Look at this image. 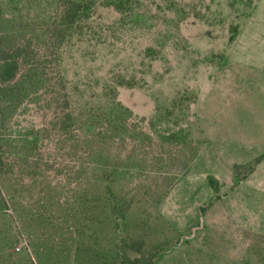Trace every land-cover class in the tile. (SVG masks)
I'll return each mask as SVG.
<instances>
[{
	"label": "rangeland",
	"instance_id": "obj_1",
	"mask_svg": "<svg viewBox=\"0 0 264 264\" xmlns=\"http://www.w3.org/2000/svg\"><path fill=\"white\" fill-rule=\"evenodd\" d=\"M63 1L0 0V45L56 43L75 112L120 104L132 135L76 143L70 99L55 119L25 98L15 121L49 126L55 148L0 179V264H264V0H98L65 39Z\"/></svg>",
	"mask_w": 264,
	"mask_h": 264
},
{
	"label": "trees",
	"instance_id": "obj_2",
	"mask_svg": "<svg viewBox=\"0 0 264 264\" xmlns=\"http://www.w3.org/2000/svg\"><path fill=\"white\" fill-rule=\"evenodd\" d=\"M108 1L120 12H125L131 3V0ZM97 2L98 0H64L58 6L55 15L51 17L54 30L59 32L63 39L68 36L71 38L77 32L84 33ZM21 47L16 48L11 44L0 45V179L7 170L19 165L20 162H23L21 170H25L27 167L31 169L41 167V164L47 166L53 161L49 157L55 147L43 142L49 126L37 124L34 118H25L17 122L14 119L20 105L32 94L31 101L38 106L36 112L44 109L46 102L54 107L55 119L60 118L59 114L70 99V113L65 120H67L66 127L70 129V140L76 143L82 136V129L93 133L94 129L99 127L98 134L113 141L118 138L120 130L132 135L131 126L121 120L127 119L130 111L120 104L116 103L111 113L92 111L77 114L75 112L77 106L74 107L71 102L72 90L70 89L69 93L66 78L62 74L60 46L53 43L36 49H31L30 46ZM18 71H26L27 76L35 79L36 82L47 83L46 92L41 95L40 90L36 89L32 92L30 88L29 90L11 84L10 76ZM28 107L25 106L24 113L30 110ZM81 119V124L78 125L77 121ZM64 127H61V130L67 131L68 129ZM57 142L59 144L61 140L58 139ZM72 147L76 146L72 145ZM58 166L62 164L58 162ZM5 203V196L0 194V210L4 208Z\"/></svg>",
	"mask_w": 264,
	"mask_h": 264
},
{
	"label": "crops",
	"instance_id": "obj_3",
	"mask_svg": "<svg viewBox=\"0 0 264 264\" xmlns=\"http://www.w3.org/2000/svg\"><path fill=\"white\" fill-rule=\"evenodd\" d=\"M253 175V174H252ZM252 177V176H251Z\"/></svg>",
	"mask_w": 264,
	"mask_h": 264
}]
</instances>
